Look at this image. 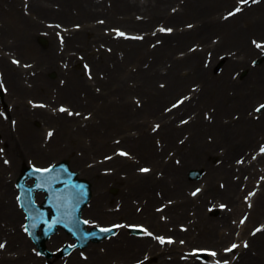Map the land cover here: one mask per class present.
<instances>
[{
	"label": "bare ground",
	"instance_id": "1",
	"mask_svg": "<svg viewBox=\"0 0 264 264\" xmlns=\"http://www.w3.org/2000/svg\"><path fill=\"white\" fill-rule=\"evenodd\" d=\"M14 1L16 0H6V5H3L2 8L9 6L8 10L0 8V17L3 20V24L1 25L0 23V46H2V51L3 48L7 49V47H10L11 50H15L16 52L20 51L26 44L35 40L36 36H39L38 32L40 29L48 31L49 46L46 51L42 53V56L38 57L39 60L33 65V68L31 67L26 70L18 69L14 65L7 63L4 51H1L3 53L0 55L2 80H7L13 95L22 97L26 93L31 94L35 91L36 93L42 92L45 94V91L48 92L49 89L47 87L52 85L56 88L55 93L57 94H55V97L63 98L65 101H76L81 105L82 103H79V101L87 98L88 102L81 105L83 107L86 106L89 108L92 106V101H95V98L99 97L102 99L99 108L97 110L95 109L92 114L93 118H96L93 123L97 125L95 127L98 128H89L86 130L85 127L79 125L76 132H73L74 128H70L69 120L65 117H61L62 114H51L50 112L46 114L42 113V109H35L38 111V115L40 113L46 116L43 119L44 123L51 124V127H55L56 136L59 139L61 138L62 141H65V138L71 137L73 134H83L89 131L87 134L89 143L83 146L81 155H76L75 157L77 164H75L76 161H74V164L79 168L86 165L87 162L94 160L96 152L111 146L109 137L110 131H112V133L122 134L121 139L131 146L136 143L133 149L137 154H140V147H147V145H149L148 148L154 153L152 154L153 157L158 152L156 153L155 149L152 147V135L140 133L138 137H135L125 132L119 133L116 130V128H118L116 119L117 121L130 123V121L135 118V113L142 114L143 112L149 113L154 111V113L157 114L159 109L156 108L159 107L160 104H163L161 100L163 101L165 99L166 101V97L169 93L186 89L189 81H195V83L199 84L198 91L192 98L193 101L196 100L198 102L194 104L192 101H188V106H186V103H182V107L192 112L200 107L210 106L212 107L211 115L213 119L211 122L205 121L204 117L200 119L199 116L195 114L194 119L188 121L180 130L178 129L179 127L174 125L173 120H169L165 123L164 127L168 132L166 134V139L171 144H174V137L169 136L170 132V135H177L184 129L189 130V138H191L193 142V144L189 146V152L184 153L183 166L179 167L166 163V167H163V171L167 176L171 177V182H167L165 176L157 178L152 175H141L132 172V165L126 158L115 157L110 163L117 162L118 164L116 165L120 168L126 167L129 172L128 177L124 180L125 187H129V189H126V196L132 188L133 191L138 193V197L141 196V198H146L144 196L147 195L140 213H146L145 221H147L151 227L161 225V223L156 220L158 213L152 210L151 205V202H154L156 199L155 190L159 189L163 195L172 194L171 196L175 197V203L172 202V204L166 208L171 222H175L183 217L186 214L185 208L187 206L195 204L196 210L194 216L196 219H194L195 222L193 225L190 224V227L194 226L199 230V239H210L218 250L221 248L220 245L226 238H232V240L237 241L236 238L232 237L230 232L228 235H225L220 230L222 227H226V229L232 231L236 230V226L231 225L228 221L230 212L223 213L220 211L221 215L218 218L208 217L205 215V211H203V202L207 201L208 197L225 198L227 200L226 202L229 203L235 213L243 207L241 197L238 195L239 189H237V182L230 178L234 169L233 162H231V154L239 152L238 150L244 148V146L253 147L257 144L259 137L264 135V115L260 121H252L245 117V102L242 101V97L246 98V96H243L246 93L258 90L264 91V61H262V64L258 68L256 66L249 69L243 66V63L247 64L248 57L259 53V51L250 45V40L247 43V38L248 35L250 33L253 34V32L264 33V0H258V3L245 8L242 12L227 20H220V18L212 19L210 17L212 10L210 11V9L214 3H216V5L228 4L232 0H110L108 6H106L103 0H27V6L33 18L31 17L32 15L26 16L22 14L24 23L16 27V29L7 25L4 20L6 17L12 19L14 16V7L16 6ZM1 2L2 0H0V3ZM175 5H177V8L172 10L171 12L173 13H171L170 8ZM114 11H117L118 13L116 14L122 15L123 17L120 19L116 18L115 13H113ZM134 11L143 16L148 15L147 19L135 20ZM95 15L98 17L105 15L109 21H115L126 27L144 30H150V22L152 19H166L172 22H179L184 18H192L198 24L192 29L176 30L171 32L170 35H159L162 39V45H156L152 49L147 48L145 45L146 39L151 38V34L149 36L146 35L145 40L131 41L129 47L122 49L124 53L123 58L120 60L115 56V63L112 65L103 64L98 60H92L91 64L94 70L103 72L105 75V78L96 75L93 79L94 82L98 83L101 87L100 94L92 91L93 83L83 76L80 73L81 71L73 72L60 67L58 63L59 59L63 60L67 58V60L70 59L71 63L74 62V59L66 56L68 55L67 51L62 55L57 53L58 49L61 48V44L55 39L57 38L56 35L53 36L59 24L65 29L67 28V30L64 31L65 45L71 44L73 39L78 38L81 39L79 40L81 43H87L88 39L86 37L83 39V36L81 37L79 35V31L83 28L79 27L78 29H74L72 25L80 23L85 25L86 21L89 23V20L95 17ZM40 20L44 24H42ZM87 28L97 30L99 29V25L91 24L88 25ZM216 32L220 38L216 43H212L208 46L207 49H211L213 52L219 51L220 49H228L229 51H227V53L231 51V55L229 54V56H227L226 53L225 57L221 58L222 60H218L219 58L213 55L207 67L199 63L201 53L198 50L187 53L181 57H176L175 51L173 52L172 50L176 47H183L189 39H197L198 37L206 38L205 42L208 43L209 35ZM10 37L12 38L11 42H9ZM95 40L109 41L117 50L124 47L123 43H121L123 40H114L106 35L103 37L99 36ZM77 46H79L77 49H83V46L80 47V44H77ZM240 55L242 56L238 58ZM146 56L148 63L146 67H143L141 59L146 58ZM165 57L168 58L167 60H170V65L168 67L164 62ZM126 60L135 66V72L121 69ZM222 61H225L222 72L210 76L209 73L211 68ZM237 66L247 69L245 78L240 79V76H236V78L232 79V77H230L229 72L231 68ZM51 70H57L58 76L66 78V83L59 85L56 83L57 79L51 82L47 80L45 74ZM32 71H34L33 76H31ZM134 77L137 79H134ZM25 78H27L28 82L32 83L30 87L24 84L23 79ZM134 80L137 82V85L134 84ZM131 81L133 85H130ZM159 82L166 83L165 90L159 87ZM80 89L85 91V96L83 95L82 99L78 97ZM230 90H232L231 94L229 93ZM128 92L136 95L139 93L140 96H146L148 99L151 97L158 98L155 99L156 101H149L150 106L145 111L144 109H133L129 107L130 101H128L129 99L127 98ZM115 96H119L120 101L124 97L121 104L112 101V97ZM14 105L15 110L13 113L19 116L18 125H16L14 129H11V127L7 126L6 122H0V125L2 124L1 132L7 136V153L10 159L8 165L0 164V221L5 222L3 225L0 224V236H4L7 239L8 243L6 247L18 252L20 246L23 251H26L28 244L18 235V219L21 217V211L17 212L14 209V201L10 198H12L11 196L16 191H13L12 185L10 186V184L16 179L17 174L22 169L25 158L27 159L29 156L43 157L52 153V151L50 149L49 151L45 150V147L49 146L50 148V145L47 144V146H42L39 144V141H41L39 138L40 133L32 128L34 117L29 113V108H27L28 105L20 103L19 100H16ZM235 108H237L236 110L242 115L239 119L247 120H241L239 122V119L235 121L233 119L230 120V113L232 109ZM91 109H93V107H91ZM172 112H175V110ZM0 121L2 120L0 119ZM251 122H255V124ZM121 124H123V122ZM144 151H146V149ZM218 151H220V153ZM141 155L146 158L150 156L148 152ZM157 156L159 155H156L154 158H157ZM215 157L221 159V162L218 164L212 162ZM107 163L109 162H106V164ZM194 163L203 164L206 170L202 177V181H205V185L199 203H197L196 199L195 202L193 198L185 194L184 187L185 184L191 183V181L185 180L183 170L186 164L191 165ZM258 164L261 163L259 162ZM91 165V168L97 172V176L100 175V177L97 178L96 175L93 176L95 182L99 180L104 181L106 178L120 179L117 177V172L99 174L98 170L101 165L97 162H93ZM112 166L114 167V165ZM254 167L256 169L255 164L238 166V172L241 175L246 173L252 175ZM9 168L14 169V174L11 176L10 182L7 176H4ZM102 168L104 167H101V169ZM156 168L160 169V166ZM89 169L90 168H83L82 171H88ZM115 171L119 170L117 169ZM262 174L264 175V170ZM217 179L224 182L222 187H220V185L217 187ZM249 180L252 179L249 178ZM152 184L159 186L153 187ZM98 185L99 183H95L94 192L95 194L97 193V195L94 194L92 197L94 203V205H92L94 207H97L96 204L102 202L98 201V199L104 194L98 190ZM125 209H127L128 212H133L131 214L132 217L139 216V214H135L136 212L131 210L129 204H127V208L125 206ZM263 213L264 194H261L250 210L246 225L239 229L245 232L242 234H246L249 230L246 228L247 225L249 226L251 223L259 220ZM170 225L172 224L170 223ZM176 233L182 234L179 231H176ZM260 233L261 232L257 233L255 236L249 237L252 248L244 249L240 247L239 258L234 259L231 264H264V234L262 235ZM119 235L126 246L123 247L121 244V249H117L118 253L115 254L117 258L127 257L129 253H134L135 255L144 249L151 252L153 257H157L156 261L152 264H161L163 260L166 259L164 256L165 252L163 255H157L156 251L151 250L153 247L151 249L148 247L149 242L146 241L145 238L128 236L121 232ZM187 236L190 235L187 234ZM58 238L59 236H56L55 240ZM193 239H197V235L193 237ZM17 241L19 242L18 245H16ZM175 249L176 248L173 250ZM98 250L99 247H94L92 252L89 253L88 260L85 262H78V264H96ZM0 251L5 252L6 248ZM121 255H123V257ZM104 256L105 255H100L99 257ZM32 260L30 256L12 257L4 255L0 259V264H31ZM171 261L172 264H198L192 259L180 262L176 260L175 257H173Z\"/></svg>",
	"mask_w": 264,
	"mask_h": 264
},
{
	"label": "rangeland",
	"instance_id": "2",
	"mask_svg": "<svg viewBox=\"0 0 264 264\" xmlns=\"http://www.w3.org/2000/svg\"><path fill=\"white\" fill-rule=\"evenodd\" d=\"M8 1H11V0H8ZM14 3H16L15 5V7L18 9V11H17V9L14 7V9H15V14H14V16L12 17V19H10L9 17H6L4 20H5V22H6V24L7 25H9L10 27H12V28H14V29H16V27H18L19 25H23V23H24V21H23V15H26V16H30V15H32L31 14V11H30V9H29V7L27 6L28 5V2L27 1H23V0H16V1H14ZM106 3L108 4V3H110V1L109 0H106ZM3 5H6V0H2V2L0 3V8L1 9H9L8 7L9 6H5V7H3L2 8V6ZM232 4H229L228 6H226V7H224L225 9H227V8H229L230 9V7H232L231 6ZM211 10H214L215 12L217 11V8H215V7H212L211 6ZM219 11V10H218ZM217 11V12H218ZM116 13H118V12H115V15H116ZM23 14V15H22ZM136 14H138V13H136L135 12V15ZM147 16L148 15H146V16H144V20H146V18H147ZM32 18H33V15L31 16ZM118 19H120V18H122L123 16L122 15H117L116 16ZM135 17V16H134ZM94 18H96V17H92V19L91 20H89V23H88V21H86V24L85 25H83V29H81L80 31H79V35L82 37L83 36V39H85V35H83V34H85L86 32H87V25L88 24H90V21L92 22L93 20H94ZM96 19H98V18H96ZM105 19V18H104ZM137 19H139V20H141L142 18L140 17V18H137ZM143 20V19H142ZM41 21V20H40ZM45 22H47V21H45ZM0 23H1V25L3 24V20H2V18L0 17ZM21 23V24H20ZM41 23L42 24H44L42 21H41ZM162 23H164L165 24V26H166V28H164V29H167L168 30V28L169 27H171V29H173V28H177V29H180V27L181 26H186V25H188V24H190V25H193L194 27H196L197 26V22L196 21H194L192 18H184V19H182L180 22H172V21H169V20H166V19H152V21L150 22V27L151 28H156L157 26H161V24ZM112 26H116V28H122V29H126V30H130L131 28H129V27H126V26H124V25H122V24H119V23H116L115 21H108V20H106L105 22H103V23H101V27L99 28V29H97V30H95L94 31V34L95 35H93L92 37H89V40H88V42H87V47H89V48H91L90 49V51H92V52H96V51H100L99 49H101L102 50V54H101V57L100 58H98V61L100 62V61H102V63H108V62H113V61H107V58L109 57V55L108 54H112L114 51H116L117 50V48H115V47H113V49H112V47H111V45L109 44V43H104L103 44V46H108V47H110L112 50L111 51H108V50H104V49H102L101 47L99 48V44L101 43V41L100 40H95L97 37H101L102 36V34H109V30H110V28L112 27ZM179 26V27H178ZM170 29V28H169ZM57 30H59L58 28H57ZM57 30H55V32L57 31ZM142 31H143V29H141ZM174 30V29H173ZM39 31V30H38ZM61 31V30H60ZM132 31H135V32H139V31H137V30H135V29H132ZM145 31H147V30H145ZM40 33H39V36H36L35 37V40H33V41H31V43H29V44H26L20 51H18V52H16L15 50H11V48L10 47H7V51L6 52H4V54H5V56H6V62L7 63H9V64H11V65H13V62L11 61V59H10V56H13L14 58H16V59H18V60H20V63H21V65H15L16 67H18V68H20L21 66H22V63L24 64V66L25 67H27L28 65H29V63L30 64H32L34 61H36V60H39V58L38 57H41L42 56V53L43 52H45L46 51V49L48 48V46H49V39H48V31L47 30H42V29H40V31H39ZM81 32H83V33H81ZM99 32H100V34H99ZM54 35H56V33H53V36ZM214 35H215V33H213V34H211L210 35V37H209V39H210V41H212V39L214 38ZM255 38H259L260 39V37H256V36H254ZM79 40H81L80 38H78V39H73L72 40V42H71V44H67V46H68V52H69V54H74L75 55V57L77 58L78 57V54H79V57L80 56H82L81 57V59H79V61H78V63H76L77 64V66L75 65V64H71L70 65V63L69 62H67L66 60H59V65H60V67L62 68V69H66V70H71V71H73V72H76L77 70H81V72H82V66H83V64H89V65H91L90 64V60H87V58L85 57V55H83V53H82V51H79L78 52V49H76V48H78L77 46H75V44H80V45H82L83 43H81ZM156 40H158V39H156ZM12 41V38L10 37V39H9V42H11ZM248 41V40H247ZM122 42H124V41H122ZM121 42V43H122ZM194 42H196L197 43V45H200V46H203V44L201 43V41L200 40H195V39H192V40H190L189 42H187V43H185V45L183 46L184 47V49L185 48H187V47H190L191 46V43H194ZM62 44V43H61ZM148 43H147V41H146V44L145 45H147ZM64 43L62 44V48L64 47ZM91 45V46H90ZM124 45H125V48H127V45H128V42H124ZM62 48H61V50H62ZM88 49V48H87ZM61 50H59L58 51V54L60 53V51ZM83 50H85V46L83 47ZM203 50H206V49H204L203 48ZM2 51V50H1ZM0 51V55L1 54H3L2 52ZM63 51H65V50H63ZM221 51H223V49H220L219 51H217L215 54L216 55H218L219 56V54L220 53H222ZM110 52V53H109ZM175 52L176 53H179V52H181V49H179V48H176L175 49ZM77 53V54H76ZM116 53H117V51H116ZM209 53H211V52H208V54ZM213 53V52H212ZM61 54H62V52H61ZM97 54V53H96ZM95 54V55H96ZM121 54H123V52H121ZM60 55V54H59ZM87 55V54H86ZM204 55V54H203ZM118 56H121V55H118ZM204 57H208V56H203V58ZM200 58V62H201V64H202V58L201 57H199ZM82 59H84V60H82ZM111 59L112 60H115V54H113V55H111ZM121 60V59H120ZM197 61V60H196ZM195 61V62H196ZM165 62V61H164ZM115 63V62H114ZM168 63L169 62H167L166 64L168 65ZM31 67H32V65H30ZM29 66V67H30ZM1 67V66H0ZM122 70H126V71H132V72H134V70H135V67H132V64L128 61V60H126V61H124V65L122 66V68H121ZM0 70H1V68H0ZM75 70V71H74ZM213 71V73H218V71H214L215 69H212ZM32 73H33V71H32ZM212 73V74H213ZM83 75H84V73H83ZM101 75H103V73L101 72ZM31 76H33V74H31ZM45 77L47 78V80H49L50 82L52 81V80H55V79H57V82L56 83H58L59 85H62V84H64V83H66V78L65 77H63V76H58V72H57V70H52V71H49V72H47L46 74H45ZM157 79H160V78H157ZM156 79V80H157ZM135 81V80H134ZM4 83H5V86L7 87V89L9 90V87L7 86V84H8V82H7V80H4L3 81ZM192 82L193 81H191V82H189L188 83V85L190 84V85H194V84H192ZM131 84L133 83L132 81L130 82ZM3 85L4 84H2L1 86L3 87ZM50 87H51V85H50ZM48 87L49 89H48V92L47 91H45V93L47 92L48 94V96H52L53 95V99H51L52 101H46L48 98L46 97H42V96H32V94H26L25 96H24V98H21L19 101H25V104L27 105L28 103H27V99L29 98V96H32V97H30V98H33V100H43L44 101V103L45 104H47V106H44V107H40L41 109H44L45 111H55L56 110V108H57V104H64V105H66L67 107H69L68 106V103H69V101H65L64 99H61V98H59V99H56L55 98V94H57V93H55V91H56V88H53V87ZM4 88V87H3ZM3 88L2 89H0V100H1V96L3 97L2 99H3V101L5 102V101H9L8 100V94L10 93H5V92H3L2 90H3ZM81 92V91H80ZM184 92H182V93H177V94H175V95H173L170 99H168L167 100V104H162L160 107H161V110H162V108H165L170 102H172V101H174V99H176L177 97H179V95H182ZM229 93H230V91H229ZM135 94L134 93H130V92H128V97L127 98H129V100L128 101H130L132 104L133 103H135L136 101L138 102V103H141V101H142V99H143V97H141L140 96V94H138V96H134ZM7 96V97H6ZM243 96H246V98H244V97H242V101H249V103H250V109L252 110V107H253V105L255 104V103H258V102H264V93H262V92H259V91H257V92H251V93H246L245 95H243ZM248 97V98H247ZM116 98V97H115ZM124 98V97H123ZM16 100V99H15ZM11 101H13V100H11ZM43 101H41V102H43ZM115 101H118L119 102V98H118V96H117V99H115ZM21 102V103H22ZM71 102V101H70ZM131 104V106L134 108V106H136L137 107V105H132ZM131 106H129V107H131ZM4 106H2V104H0V112L2 111V109H3V111H4V108H3ZM6 107H7V109L8 110H6V111H10L11 109H12V104L11 103H8V102H6ZM80 108H83V107H81V106H78L77 104H72V111H74V112H76V111H78V112H80V115H78V118H82L81 119V121H83L84 119H83V115H85V113H83V112H87V111H89L90 109L89 108H83V109H80ZM47 109V110H46ZM82 111V112H81ZM11 112V111H10ZM65 112H70L69 110H66ZM160 112V111H159ZM184 113H186V112H183V114L182 115H178V117L179 118H177V119H180V117H182L183 115H184ZM32 114V113H31ZM64 114H66V113H64ZM1 117V116H0ZM162 117L163 116H161L160 118H158V119H156V117H155V119H151V117H150V120H144L143 122H142V124L143 123H145V124H143L142 125V128H144L147 132H151V131H155L156 132V134L155 135H157V133L158 134H160V132H159V130H158V127H159V129H160V131H161V134H162V136L164 135V127H163V123H162ZM175 119V118H174ZM87 120V119H86ZM37 121H38V123H37ZM34 123H32V128H34V130L35 131H38V133H40L41 134V137H43V133H44V131H42V132H39L40 131V129H42V130H45V129H48V128H50L48 125H43V124H41V120L40 119H38V118H36V120L34 119V121H33ZM37 124H36V123ZM10 123H12V125H18V123H19V117L17 116V115H14V114H10L9 115V124ZM154 123H157V125H155ZM85 125V122L84 123H82V125ZM37 125H39V127H40V129L38 128V127H36ZM75 127V126H74ZM74 127H72V128H74ZM53 129V128H52ZM73 132H74V129H73ZM2 134V133H1ZM0 134V135H1ZM17 135V134H16ZM165 136V135H164ZM5 136L4 135H1L0 136V147H3V148H5L4 146H6V147H8L7 146V144L6 145H4L5 144ZM165 138V137H164ZM43 139V138H42ZM174 139L175 140H177L178 142L179 141H181L180 139H179V135L176 137H174ZM57 140H58V137H57ZM57 140H55L54 142H56V143H52V147H53V145H56V146H59L60 147V145L61 144H59V143H61V140H59V142L57 141ZM43 141V140H42ZM78 141H79V139H78V137L77 136H74V134L71 136V137H67V138H65V141H62V146L60 147V152L58 153V154H54L53 156L52 155H47L46 157H42V158H38V157H34V156H30V158H27V159H29V160H31V162L32 163H34V164H39V165H45V164H47L51 159H53V158H55V159H57V160H59V159H62V158H66L68 161H69V164L71 165V167L73 166L74 168L73 169H77L78 168V166L77 165H75V164H77V162L74 164V160L76 161V159H74L75 157H73L72 158V155L73 156H75V155H79V151L80 150H78V149H80L81 148V146L78 144ZM162 141V142H161ZM161 142V144L163 143V137L161 138L160 136H157V137H155L153 140H152V144L154 145L155 143H157V144H159ZM4 143V144H3ZM58 144V145H57ZM64 146V147H63ZM118 146H120V145H118ZM117 147V146H116ZM121 147V146H120ZM123 147V146H122ZM170 148V147H169ZM169 148H167L166 150H164L165 151V153H168L170 150H172L171 148H170V150H169ZM145 149H146V147H145ZM105 152H107V151H105ZM1 153V152H0ZM4 154V153H3ZM179 155V154H178ZM237 156V157H236ZM241 155H239L237 152H235V153H232L231 154V159L232 160H234L235 159V157L236 158H238V157H240ZM4 157H5V154H4ZM56 157H58V158H56ZM236 160V159H235ZM0 161H1V156H0ZM98 161H99V159H98ZM111 164V163H110ZM139 164H149V162L146 160H142V161H140V163ZM136 166H137V164H136ZM88 167V166H87ZM101 167H104V169L105 168H110L109 167V165L108 164H106V165H104V166H102L101 165ZM100 167V168H101ZM89 168V167H88ZM99 168V169H100ZM103 169V168H102ZM7 173V174H6ZM80 173V175H83V176H86V178H87V180L91 183L90 184V190L92 191V195H93V185H94V177H93V175H91V173L92 174H94V175H96V172L92 169V168H90L88 171L86 170V171H81V172H79ZM5 174L7 175V176H9V178H11V175H13L14 174V169H10L9 168V170H7V172H5ZM231 176H236V175H231ZM254 176H256V174L254 175ZM121 178H123V177H121ZM122 180V179H121ZM107 181V184L108 183H111L110 184V186L109 187H111V188H113V187H115L116 188V194H118L119 193V190H120V185L121 184H119L118 183V181L116 182L117 184H114V182H112L113 181V179L111 178H106L105 180H104V182H106ZM113 185V186H112ZM253 186V184H251V185H249L248 187H247V189H250L251 187ZM92 187V188H91ZM189 189H190V187H193V183H190L188 186H187ZM97 188H98V186H97ZM108 195H111L110 194V189L108 188L107 189V191H106V189H105V193L103 194V195H101V198H104V202H106V203H108L107 201V197H108ZM120 199V197L119 196H117L115 199ZM101 199L99 198L98 199V201H100ZM93 203V202H92ZM98 203V202H97ZM112 203V202H111ZM89 205H92L90 202H89ZM89 205H88V209H86V211L84 212V215L85 216H89V217H91V218H93L94 217V219H96L99 223H110V222H112V221H115V220H120V219H122L120 216H116V217H114V218H111V217H108V216H104V217H98V215L100 214V211L99 210H97L98 208H95L93 205H94V203H93V205H92V207L93 208H95V211H94V209L92 208V207H90L89 208ZM108 208H111L110 206L108 207ZM209 213V212H208ZM242 212H238L237 214H236V216L238 217V215H240ZM210 216H212V217H214L215 215L214 214H210ZM128 220V219H127ZM21 220L19 219V222H20ZM128 221H130V220H128ZM59 234H62L61 232H59ZM59 243H60V240L59 241H56V242H54L53 244H51V246L49 247V248H55L56 246H58L59 245ZM93 245L94 244H92V243H90L88 246H86V248H84V249H82V250H79V251H75L74 253H73V256H74V258H76V259H80V260H82L81 259V253H80V251L81 252H84V253H87V252H89L91 249H92V247H93ZM102 245H104V246H102V247H100L99 248V251L101 252L100 254H102V253H105L106 251H107V244H102ZM110 245V244H109ZM194 246H207V245H209L208 243H204V242H196V243H194L193 244ZM32 247V246H31ZM30 248V247H29ZM48 248V249H49ZM30 255L32 256V257H35V255H34V253L33 252H31L30 251ZM104 259L107 261L108 259H110V257H104ZM83 260H85V259H83ZM131 261H127V262H122L121 264H129ZM60 263V261L59 260H56V262H55V264H59ZM41 264H42V262H41ZM101 264H105V262H101Z\"/></svg>",
	"mask_w": 264,
	"mask_h": 264
},
{
	"label": "snow or ice",
	"instance_id": "3",
	"mask_svg": "<svg viewBox=\"0 0 264 264\" xmlns=\"http://www.w3.org/2000/svg\"><path fill=\"white\" fill-rule=\"evenodd\" d=\"M241 2L242 3H247L248 2V0H241ZM253 2H255V0H253ZM241 9L238 7V8H236L235 9V12H239ZM234 13H229V15H233ZM120 35H124L123 33H120ZM255 43V42H254ZM258 47L260 46V45H257ZM262 108H264V105H262L261 106ZM61 111H65V109H61ZM257 111H259V109H257ZM49 135H51V133H49ZM262 150H264V149H262ZM126 155V154H125ZM141 171H147V169H141ZM193 195H195V193H193ZM3 247V245L2 244H0V248H2ZM236 247V245L234 244V245H232V248H235ZM230 250V249H229ZM229 250H226V251H229ZM213 255H215L214 253H213Z\"/></svg>",
	"mask_w": 264,
	"mask_h": 264
}]
</instances>
